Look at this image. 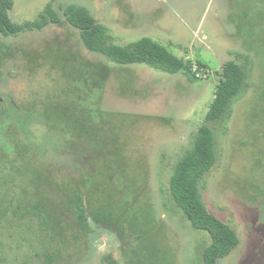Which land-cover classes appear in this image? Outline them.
I'll return each mask as SVG.
<instances>
[{"label":"rangeland","instance_id":"rangeland-1","mask_svg":"<svg viewBox=\"0 0 264 264\" xmlns=\"http://www.w3.org/2000/svg\"><path fill=\"white\" fill-rule=\"evenodd\" d=\"M10 1L21 31L0 34V264H202L210 237L169 192L202 126L215 139L202 201L239 239L217 264H264V0ZM67 7L103 26L109 44L148 38L185 68L89 52ZM230 61L243 85L205 123ZM27 119L30 138L14 126ZM27 140L44 145L42 158Z\"/></svg>","mask_w":264,"mask_h":264},{"label":"trees","instance_id":"trees-1","mask_svg":"<svg viewBox=\"0 0 264 264\" xmlns=\"http://www.w3.org/2000/svg\"><path fill=\"white\" fill-rule=\"evenodd\" d=\"M11 8L10 0H0V34L5 37L17 35L21 31L20 26L10 21ZM47 15L51 17L49 20L52 23L60 22L52 11L48 10ZM63 16L65 21L79 32L81 41L89 52L101 54L113 64H146L169 74H176L185 68L183 60L148 38H142L126 46L109 44L105 28L97 24L83 9L67 7L63 11ZM41 19L40 27L49 22L46 15ZM243 79L242 67L237 63L230 61L224 66L216 85L214 99L205 115V123L216 122L223 117L231 101L238 95ZM6 106L7 110L13 111L10 116L13 120L18 117L19 110L10 100L6 101ZM28 122L30 119L24 123L16 120L14 122L18 132L26 134L27 137L30 124ZM27 142L28 146L36 149L38 158H42L43 151H46L44 145L36 146L29 140ZM214 162V135L208 126H202L195 133L190 149L175 165L169 182L170 196L176 207L181 210L193 229L204 231L210 237L211 243L204 249L202 264H217L239 243L236 233L209 213L202 201L201 183Z\"/></svg>","mask_w":264,"mask_h":264},{"label":"flooded vegetation","instance_id":"flooded-vegetation-1","mask_svg":"<svg viewBox=\"0 0 264 264\" xmlns=\"http://www.w3.org/2000/svg\"><path fill=\"white\" fill-rule=\"evenodd\" d=\"M2 104H3L4 106H6V101H5V100H3Z\"/></svg>","mask_w":264,"mask_h":264}]
</instances>
